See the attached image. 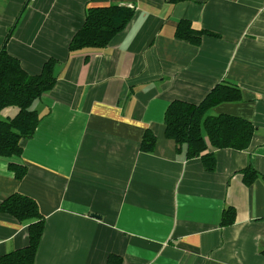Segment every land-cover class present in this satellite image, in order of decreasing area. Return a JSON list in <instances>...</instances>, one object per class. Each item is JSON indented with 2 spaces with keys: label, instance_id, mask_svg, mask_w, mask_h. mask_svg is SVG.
I'll use <instances>...</instances> for the list:
<instances>
[{
  "label": "crops",
  "instance_id": "crops-1",
  "mask_svg": "<svg viewBox=\"0 0 264 264\" xmlns=\"http://www.w3.org/2000/svg\"><path fill=\"white\" fill-rule=\"evenodd\" d=\"M111 5L135 10L125 30L106 48L70 53L87 8ZM183 20L215 36L180 39ZM2 48L29 75L56 62L55 87L34 104V137L21 157L0 158V206L20 194L45 217L35 264H264V0H0ZM223 82L242 100L210 113L256 132L246 150H213L209 172L166 137L164 117ZM229 208L235 221L223 226ZM29 224L0 212V257L28 245Z\"/></svg>",
  "mask_w": 264,
  "mask_h": 264
},
{
  "label": "trees",
  "instance_id": "trees-1",
  "mask_svg": "<svg viewBox=\"0 0 264 264\" xmlns=\"http://www.w3.org/2000/svg\"><path fill=\"white\" fill-rule=\"evenodd\" d=\"M187 1L189 0H165L171 6ZM134 15L135 10L127 6L88 7L84 25L70 43V53L85 48H106L115 36L125 30ZM176 35L194 45H199L204 35L215 36L211 32L193 28L190 22L184 20L179 23ZM55 65L56 62L51 59L39 75H29L17 58L10 55L5 48L0 49V158L21 157L22 141L34 137L41 117L33 107L55 87ZM241 100L238 86L223 82L199 104L173 101L164 117L166 137L175 141L179 151L186 148L187 159L200 158L205 169L214 172L217 160L213 150H246L255 136L256 128L250 121L238 116L210 113L223 103ZM11 108H15L16 112L9 114ZM6 110H9L7 115L4 113ZM156 142L154 133L146 131L141 150L146 153L153 152ZM9 169L18 180L23 179L27 173L25 167L19 164L11 163ZM244 173L245 181L250 184L257 176L251 168H247ZM0 212L9 214L20 222H30L28 245L1 256L0 264H35L45 228V217L37 202L30 197L16 194L3 201ZM234 221L235 211L226 209L222 225L230 226ZM108 264H121V260L111 256Z\"/></svg>",
  "mask_w": 264,
  "mask_h": 264
},
{
  "label": "rangeland",
  "instance_id": "rangeland-1",
  "mask_svg": "<svg viewBox=\"0 0 264 264\" xmlns=\"http://www.w3.org/2000/svg\"><path fill=\"white\" fill-rule=\"evenodd\" d=\"M34 108V107H33ZM12 110H10V112H9V110H6L4 113L7 115L8 114V112H9V114H13L14 112H16V109L15 108H11Z\"/></svg>",
  "mask_w": 264,
  "mask_h": 264
}]
</instances>
